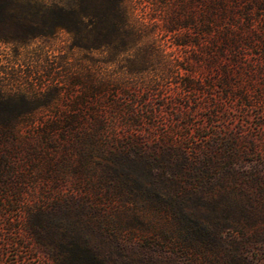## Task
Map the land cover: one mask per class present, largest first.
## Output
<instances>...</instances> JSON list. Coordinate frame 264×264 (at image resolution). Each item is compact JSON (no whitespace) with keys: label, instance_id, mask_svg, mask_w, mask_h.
Masks as SVG:
<instances>
[{"label":"rangeland","instance_id":"rangeland-1","mask_svg":"<svg viewBox=\"0 0 264 264\" xmlns=\"http://www.w3.org/2000/svg\"><path fill=\"white\" fill-rule=\"evenodd\" d=\"M170 8L131 0L121 55L0 27V264H264V10Z\"/></svg>","mask_w":264,"mask_h":264},{"label":"trees","instance_id":"trees-1","mask_svg":"<svg viewBox=\"0 0 264 264\" xmlns=\"http://www.w3.org/2000/svg\"><path fill=\"white\" fill-rule=\"evenodd\" d=\"M157 1L171 5L167 20L170 31L195 29L210 33L216 29L219 35L224 30L238 31L248 26L254 7L264 10V0H188L191 6L196 5L198 13L191 8L187 18H182L180 10L187 7L184 4L187 0ZM130 2L131 0H0V27L11 22L30 31V34L20 36L18 42H22L20 39L26 40L32 34L34 37L50 38L64 30L70 35L73 48L95 51L107 49L121 55L136 44L139 35L132 22ZM238 17L248 20L247 23L239 26L235 22ZM220 22H226V27L221 26ZM0 40L9 41L6 36H0ZM178 44L187 45V42ZM237 44L236 40L231 42L233 46ZM8 102L10 96L0 87V111ZM23 113L25 110L20 111L18 116Z\"/></svg>","mask_w":264,"mask_h":264}]
</instances>
